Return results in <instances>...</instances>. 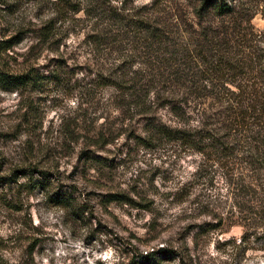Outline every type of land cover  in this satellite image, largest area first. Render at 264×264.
<instances>
[{
	"label": "rangeland",
	"instance_id": "obj_1",
	"mask_svg": "<svg viewBox=\"0 0 264 264\" xmlns=\"http://www.w3.org/2000/svg\"><path fill=\"white\" fill-rule=\"evenodd\" d=\"M124 1L129 21L159 20L173 33L147 47L98 7L87 16V0L0 4V40L20 38L3 67L38 79L0 90V264H128L133 250L159 248L176 252L161 264H264L263 127L237 125L207 155L152 128L175 127L160 107L172 98L168 73L197 60L192 81L218 86L202 97V129L224 140L225 88L264 86V0H223L233 12L209 14L207 37L191 15L204 0ZM175 40L189 50L198 41L200 59L184 65ZM116 76L131 89L108 86Z\"/></svg>",
	"mask_w": 264,
	"mask_h": 264
},
{
	"label": "trees",
	"instance_id": "obj_2",
	"mask_svg": "<svg viewBox=\"0 0 264 264\" xmlns=\"http://www.w3.org/2000/svg\"><path fill=\"white\" fill-rule=\"evenodd\" d=\"M72 0H67V3H71ZM80 1V0H77ZM90 4H92V8L90 7L88 11H86V15H91L92 9L94 6L98 7L106 18L108 22H119L125 23L129 25L135 32H138L140 37H142L144 41V45L148 47L147 41L150 42L151 45H161L163 42V38H165V34L168 32L173 33L171 31V26H163L161 28V22L156 20V22H151L147 18H143L142 16H138L139 20L136 22L129 21V11L125 8V1L119 3L120 7L113 4L114 0H87ZM5 0H0L1 5H5ZM163 7V6H162ZM150 8L156 12L161 11V6L159 4L152 3ZM161 8V9H160ZM74 12H79L80 8H76L73 10ZM233 12V9L227 6V4L223 0H204L200 6H196L193 8L192 16L196 19V26L204 32V37L209 34L206 31V28L202 27V21L208 17L209 14H214L216 16L230 15ZM136 17V14L134 15ZM175 20V18H174ZM177 20V19H176ZM156 24V25H155ZM174 27V26H173ZM177 25H175V28ZM168 28L170 30H168ZM167 29V30H166ZM182 31L181 28L177 29V34ZM40 39L43 41L48 40L51 35V30L47 28L42 29L40 31ZM15 40H0V90L1 91H10L19 93L22 89L28 87H35L38 84L37 77L29 72H9L3 67L2 56L6 54L10 48L18 43L20 38L17 36L14 38ZM99 38L94 36V43H98ZM167 39V38H165ZM142 45V44H141ZM173 49L179 53L181 59L184 62V57L198 58L200 59L203 50L202 46L198 41L195 42L194 47L189 50V46L185 41L175 40L172 44ZM173 55L175 54L172 52ZM196 61L190 60L186 66L187 71L184 69H180L177 66L169 75V88L168 91L171 93V99H165V103L160 107H167V110L171 114V116L176 120L175 127H167L163 125L152 126L154 128L156 134L165 136L168 139L176 140L195 152H198L202 155H207L208 149H216L220 147H225L229 144V137L231 136L232 131H240L235 130L234 127L237 125L240 126L242 132H255V128L262 126L264 130V86L263 88H259L257 84H233L234 88L230 91L228 88H225V91L231 97H225L218 101L222 104H227L225 111L228 113V117H230V121L227 122L223 120L222 127L227 134L224 137V140L221 142L220 139H216L215 135L212 133L210 129L205 133L201 124V119H203L204 110L202 109V97L203 99L208 95V93H213V89L217 90V85H209L208 84H198L197 81H192V78L197 77V71L199 69V63ZM201 62V61H200ZM191 64V66L189 65ZM172 67V66H170ZM193 68L197 69L196 71H192ZM239 68V67H238ZM243 69V68H241ZM244 76L247 73L242 72ZM247 80V79H246ZM244 83V82H243ZM127 84V83H126ZM125 84V77H115V79L110 81L108 86L114 87V89L118 92L127 91ZM232 85V86H233ZM216 96V95H215ZM217 99V98H216ZM157 100H160L157 97ZM190 118L196 119L197 126H190ZM210 119V116L207 117ZM245 119H252V122H244ZM179 121V122H177ZM183 122V127L181 125L177 126L176 123L180 124ZM174 123V121H173ZM218 123V122H216ZM199 124L201 128H199ZM213 126L214 124H209ZM248 125V127L246 126ZM246 127V128H245ZM237 129V127H236ZM210 131V133H209ZM255 134L260 135V132H255ZM264 141V140H263ZM255 189H258L259 186L253 185ZM263 189V188H262ZM66 201L64 198H59V203H63ZM131 258L128 264H161L162 262L169 261L176 257V252L172 249L167 248H159L157 250L152 249L149 252H141V251H132Z\"/></svg>",
	"mask_w": 264,
	"mask_h": 264
}]
</instances>
